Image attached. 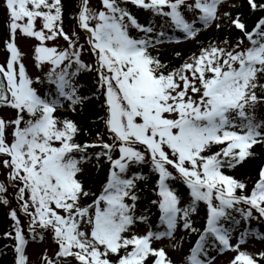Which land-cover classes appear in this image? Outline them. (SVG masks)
Masks as SVG:
<instances>
[{
    "label": "snow or ice",
    "instance_id": "snow-or-ice-1",
    "mask_svg": "<svg viewBox=\"0 0 264 264\" xmlns=\"http://www.w3.org/2000/svg\"><path fill=\"white\" fill-rule=\"evenodd\" d=\"M0 14V264H264V0Z\"/></svg>",
    "mask_w": 264,
    "mask_h": 264
},
{
    "label": "rangeland",
    "instance_id": "rangeland-1",
    "mask_svg": "<svg viewBox=\"0 0 264 264\" xmlns=\"http://www.w3.org/2000/svg\"><path fill=\"white\" fill-rule=\"evenodd\" d=\"M4 17L2 14H0V45L3 44V42L7 39V36L5 35V25H4ZM3 51L0 49V58H2Z\"/></svg>",
    "mask_w": 264,
    "mask_h": 264
}]
</instances>
